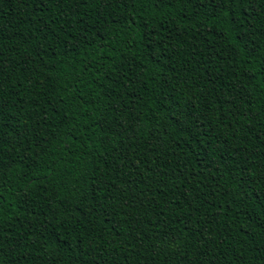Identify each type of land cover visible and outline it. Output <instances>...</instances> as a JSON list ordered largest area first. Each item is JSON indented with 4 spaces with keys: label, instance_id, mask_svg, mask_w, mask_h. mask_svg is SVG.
Masks as SVG:
<instances>
[{
    "label": "trees",
    "instance_id": "1",
    "mask_svg": "<svg viewBox=\"0 0 264 264\" xmlns=\"http://www.w3.org/2000/svg\"><path fill=\"white\" fill-rule=\"evenodd\" d=\"M0 264H264V0H0Z\"/></svg>",
    "mask_w": 264,
    "mask_h": 264
},
{
    "label": "snow or ice",
    "instance_id": "2",
    "mask_svg": "<svg viewBox=\"0 0 264 264\" xmlns=\"http://www.w3.org/2000/svg\"><path fill=\"white\" fill-rule=\"evenodd\" d=\"M212 2L217 4L218 7L224 8L227 5L241 4L243 3V0H212Z\"/></svg>",
    "mask_w": 264,
    "mask_h": 264
}]
</instances>
